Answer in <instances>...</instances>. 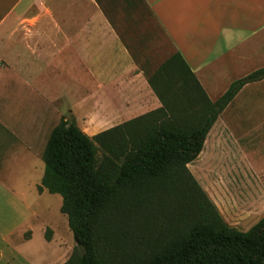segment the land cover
<instances>
[{"label":"crops","instance_id":"1","mask_svg":"<svg viewBox=\"0 0 264 264\" xmlns=\"http://www.w3.org/2000/svg\"><path fill=\"white\" fill-rule=\"evenodd\" d=\"M141 1L170 45L159 62L154 35L135 19L138 0H0V73H14L36 101L31 123L54 113L92 137L155 111L162 104L147 75L174 53L211 102L264 68V0ZM59 88L81 91L63 112L56 105L65 94L45 92ZM226 108L242 109L246 156L264 170V79L244 85ZM18 121L10 132L27 130Z\"/></svg>","mask_w":264,"mask_h":264},{"label":"trees","instance_id":"2","mask_svg":"<svg viewBox=\"0 0 264 264\" xmlns=\"http://www.w3.org/2000/svg\"><path fill=\"white\" fill-rule=\"evenodd\" d=\"M264 68L211 102L179 53L148 84L162 107L92 137L60 119L38 186L61 197L74 247L63 264H264V216L230 227L188 170L218 116Z\"/></svg>","mask_w":264,"mask_h":264},{"label":"rangeland","instance_id":"3","mask_svg":"<svg viewBox=\"0 0 264 264\" xmlns=\"http://www.w3.org/2000/svg\"><path fill=\"white\" fill-rule=\"evenodd\" d=\"M135 19L144 33L156 39V62L169 56V42L141 0L135 3ZM19 82L14 73H0V106L4 108L0 117V264H63L75 243L60 212L61 197L37 189L44 171L42 153L60 120L50 113L45 122L31 123L36 101L27 99V90H21ZM45 92L65 94L56 105L61 112L81 95L79 90L60 88ZM222 115L188 170L223 220L245 232L264 216L263 164L257 160L251 164L246 156L250 147L243 137L242 109L226 108ZM16 119L26 131L10 132ZM16 227L20 231L6 237Z\"/></svg>","mask_w":264,"mask_h":264}]
</instances>
